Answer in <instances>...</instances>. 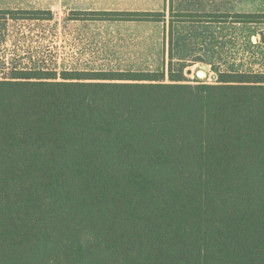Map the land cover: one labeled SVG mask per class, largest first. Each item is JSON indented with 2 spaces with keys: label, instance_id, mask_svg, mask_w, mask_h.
<instances>
[{
  "label": "trees",
  "instance_id": "obj_1",
  "mask_svg": "<svg viewBox=\"0 0 264 264\" xmlns=\"http://www.w3.org/2000/svg\"><path fill=\"white\" fill-rule=\"evenodd\" d=\"M56 75L0 73V264H264V73Z\"/></svg>",
  "mask_w": 264,
  "mask_h": 264
},
{
  "label": "rangeland",
  "instance_id": "obj_2",
  "mask_svg": "<svg viewBox=\"0 0 264 264\" xmlns=\"http://www.w3.org/2000/svg\"><path fill=\"white\" fill-rule=\"evenodd\" d=\"M29 1L34 0H0L6 4L24 3L0 5L1 75L13 67L55 71L57 79L63 71L74 75L102 71H157L164 72L168 81L170 70H182L186 80L195 82L201 80L196 77L201 63L207 65L205 82H214L218 71L264 73V0H242L247 6L240 5L239 9L261 15L248 24L247 30L240 27L243 30L236 31L238 37L232 31L231 42L222 43L223 47H209L204 53L187 52L191 48L177 44L190 30L177 26L170 33L176 46L172 45L171 52H166L162 47L161 23L156 31L153 22L150 32L144 30L153 36L143 38L142 47L134 48L135 52L132 48L131 52L121 54L74 53V0H40L35 1V5ZM48 10L52 12L51 17ZM246 31L250 33L249 37L243 38ZM220 39L218 41H222Z\"/></svg>",
  "mask_w": 264,
  "mask_h": 264
},
{
  "label": "crops",
  "instance_id": "obj_3",
  "mask_svg": "<svg viewBox=\"0 0 264 264\" xmlns=\"http://www.w3.org/2000/svg\"><path fill=\"white\" fill-rule=\"evenodd\" d=\"M35 1L40 2V0L29 2L35 5ZM245 3L242 0L241 2L240 0H74V53L121 54L131 52L132 48V52H135L134 48L142 47L143 38L153 36L151 33H144V30L147 32L152 30L153 22L156 31L158 24L161 23L162 47L166 52H171L172 45L176 46V41L172 42L170 39V33L177 26L185 27L184 29L187 27L190 30L177 46L184 45L191 48L187 50L190 53L208 52L209 47H223L222 43L229 40L231 42L232 31H235V36L238 37L236 31L247 30L248 24H252L248 21H236L232 17L236 13H256L238 8L240 5L247 6ZM22 4L24 3H0L5 6ZM37 5L40 6L39 3ZM125 12H162L164 16L160 21L124 20L112 17V13ZM103 13H111L110 18L99 16ZM177 13H224L230 16L219 21L194 22L176 20L174 15ZM249 34L246 31L242 37L248 38ZM219 38L222 41H218ZM195 47L198 49L194 50Z\"/></svg>",
  "mask_w": 264,
  "mask_h": 264
},
{
  "label": "water",
  "instance_id": "obj_4",
  "mask_svg": "<svg viewBox=\"0 0 264 264\" xmlns=\"http://www.w3.org/2000/svg\"><path fill=\"white\" fill-rule=\"evenodd\" d=\"M199 66H200V69L196 71V77L204 81V79H206L207 77V72L205 71V69L207 68V65L204 63H201Z\"/></svg>",
  "mask_w": 264,
  "mask_h": 264
}]
</instances>
